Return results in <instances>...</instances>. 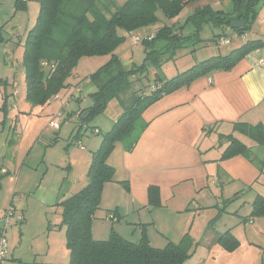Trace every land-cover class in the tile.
Masks as SVG:
<instances>
[{
  "label": "trees",
  "instance_id": "1",
  "mask_svg": "<svg viewBox=\"0 0 264 264\" xmlns=\"http://www.w3.org/2000/svg\"><path fill=\"white\" fill-rule=\"evenodd\" d=\"M200 1L127 0L118 5L114 0H36L39 4L36 23L28 31L24 43L19 44L23 47L26 101L34 107L49 104L63 90L69 89L70 77L83 58L110 57V60L91 76L97 90L90 95L92 105L83 108L79 115L81 119L85 113L89 114L85 120H80L81 126H88L89 122L103 113L114 100H118L123 108L122 115L104 135L99 147L91 153L87 184L58 204L62 209L60 228L65 227L66 246L70 252L69 264H187L193 255L194 241L188 234L179 243L170 242L160 249L151 246L146 226H142L138 242L125 239L114 228L107 240H95L92 228L101 207L105 185L115 182V169L109 164V158L119 144L127 151L134 149L148 126L143 119V113L164 96L189 86L200 77L215 71L232 70L252 50L264 46V42L260 40L248 41L227 55L212 56L171 79H164L156 73L151 90L141 88L142 90L132 91L133 86L142 77L147 76L151 70L160 69L165 58L174 59L180 50L191 49V53H194L197 46L207 41L201 37L205 26L222 28V33L209 41L218 45L221 42L230 44L235 38L250 33L259 12L258 8H264V0H231L232 12L215 11L208 5L193 10L185 18L182 17L185 8ZM26 6V0L15 1L16 11L24 10ZM159 12L167 21L175 23L164 24L149 34L139 32L151 30L158 25L161 21ZM182 18L185 21L180 24L178 20ZM240 20H245V25L233 30L232 22ZM187 28L192 30L185 33ZM228 31L232 32V37ZM135 35L142 39L140 45L144 48L145 58L141 65L132 64L127 69L116 52L128 39L132 41ZM4 41L1 28L0 44ZM17 65L19 64H15V67ZM126 93H129V96L124 99L126 103H122L121 97ZM78 101H82V97H78ZM3 108L6 118L7 101ZM236 128L258 146L264 145V128L261 125L237 124ZM59 130L60 128L56 131ZM80 130L74 139H80ZM94 134L101 135L97 128L94 129ZM225 139L229 146L222 160L240 154L248 159L252 158L251 149L244 143L232 135ZM263 165L264 160L259 165L260 170ZM121 184L128 190V183ZM149 198L151 207L161 205L156 188H151ZM233 200L230 199L226 203ZM252 204L250 217H264V197H256ZM20 215L22 219L12 220L9 226L12 222L23 223L24 216L21 213ZM5 216L6 213L2 218ZM113 217L109 215L115 222ZM217 244L233 252L240 242L228 230L218 235Z\"/></svg>",
  "mask_w": 264,
  "mask_h": 264
},
{
  "label": "rangeland",
  "instance_id": "2",
  "mask_svg": "<svg viewBox=\"0 0 264 264\" xmlns=\"http://www.w3.org/2000/svg\"><path fill=\"white\" fill-rule=\"evenodd\" d=\"M15 1L0 0V29L3 28L5 39L0 44V79L2 80L0 82V155L7 156V160H15L9 166L11 175L3 180L0 187V219L3 217L1 209L8 208L11 202L21 213H24L26 218L23 223L12 224L8 228V258L10 260L21 258L24 264L33 262L68 264L70 252L66 246L65 227L59 228L62 209L58 204L83 188L82 182L80 183L83 180L79 176L85 170V166L87 168V165L86 163L83 165L81 159L84 157V160L89 162L91 153L96 150L90 149V144L94 139L102 141L108 132L106 124L112 122L111 124L114 125V120L117 121L123 113V108L118 100L112 101L103 113L89 122L88 126H81V119L77 113L79 108L83 109L92 105L93 101L90 95L97 90V87L92 82L91 76L102 68L110 57L83 58L70 77L71 86L68 91L67 89L63 90L45 106L34 107L29 104L25 99L26 80L23 76L22 66L23 48L19 43L20 40L22 43L25 41L26 31L36 23L39 4L36 0H26V9L16 11ZM230 4L229 0H201L197 4L185 8L183 11L185 14L183 13L182 17L185 18L193 10L208 5L215 11L229 12L228 5ZM263 9L258 8L259 12L252 24V32L246 35L248 39L253 40L264 32ZM158 16L161 21L155 26L157 28L164 24L175 23V21H167L161 12L158 13ZM184 18L178 20L180 24L183 23ZM190 30L192 28H187L184 32L188 33ZM221 33L222 28L205 26L201 37L207 41L197 46L194 53H191V49L180 50L174 59L167 60L165 58L162 67L157 71L151 70L147 76L142 77L133 86L132 91L136 89L151 90L156 73H159L164 79H171L210 58L215 54L213 49L217 45L209 40ZM227 33L232 37L231 31ZM242 41L243 37L235 38L230 48ZM228 48L223 46L222 53L227 52ZM117 54L127 69L132 64L141 65L145 58L142 45L134 46L131 39L117 50ZM14 64H19V73L13 67ZM7 79L9 80L8 86L4 84ZM128 96L129 93L122 95L121 102L126 103L124 99H127ZM78 97H82V101H78ZM6 101L7 117L5 118V110L2 107ZM62 112L63 119L61 122L59 121L61 128L55 132L50 127V122ZM96 128L103 129L104 132L102 131L101 135L96 136L94 134ZM79 130L81 131L80 139H74ZM11 140L13 143L9 147L8 143ZM80 146H84L85 149ZM11 151H13V159L9 155ZM75 176L78 177L75 178ZM257 187V189H261L260 186ZM240 198L233 197L234 200L226 204L223 202L224 206L226 205V212L217 210L215 215L206 212L202 216H195L193 213L188 216L190 218L186 222L189 230L192 228L194 238L198 233V238H201H197L198 242H194L193 255L188 264H199L201 261L205 263L206 260H209L208 264H234L229 255L239 250L243 258L251 262L250 264H264V217L251 218L253 205L250 202L251 197H248L249 201L246 197H242L243 201ZM222 206L223 204L219 205L218 209H221ZM105 215L107 213L103 210L97 213L94 221L95 226L100 227L103 231L109 227L111 230L113 227L115 229L118 225L115 223L118 220L116 219L114 222ZM215 217L216 219L209 222V218ZM51 229L52 231H50ZM231 229L246 240L247 245L241 246L240 242L238 248L233 252L226 250L222 245H218L219 250H211L206 248L207 246H203V241L206 240L204 235L208 230H217L221 234ZM190 234L189 237L194 240Z\"/></svg>",
  "mask_w": 264,
  "mask_h": 264
},
{
  "label": "crops",
  "instance_id": "3",
  "mask_svg": "<svg viewBox=\"0 0 264 264\" xmlns=\"http://www.w3.org/2000/svg\"><path fill=\"white\" fill-rule=\"evenodd\" d=\"M114 1L122 5L127 0ZM229 1L231 3V0ZM228 7L229 12H232V3ZM156 28L139 32L149 34L155 32ZM235 36L237 37L236 34ZM258 40L264 42V32L253 40L244 36L243 41L233 48H230L233 41L230 44L221 42L213 49L215 53L213 56L227 55L248 41ZM23 43L20 40L19 44ZM223 46L229 47L225 53H222ZM13 67L20 72L19 65L15 67L14 64ZM23 76L25 78L24 69ZM5 82L8 86L9 80ZM82 110L78 109V116ZM61 114L60 122L63 119V113ZM143 119L148 126L134 149L127 151L119 144L109 158V164L115 169V182L105 185L98 211L103 210L107 213L105 216L113 215L115 220H118L115 223L118 224L115 230L125 239L138 242L142 226H146L150 244L154 248L162 249L170 242L177 244L190 233L195 240L193 241L198 242L199 233L194 238L192 228L189 230L186 222L191 213L202 216L206 212L215 215L217 210L226 212L224 203L234 196L246 197L247 201L248 197H251V203L258 196L264 197V168L259 169L264 160V145L258 146L236 128L237 124L261 125L264 128V46L252 50L232 70L215 71L200 77L187 87L164 96L143 113ZM111 123L106 124L107 131L112 128ZM98 130L100 134L104 132L103 129ZM230 135L251 149L253 153L251 159L240 154L222 160L229 146L225 137ZM12 143L13 140L9 141V147ZM100 143L98 139H94L90 149H97ZM9 155L13 159V151ZM91 158L89 162H86L84 157L81 159V163L87 165L79 176L83 180L80 181L83 187L87 184ZM14 161L0 155V166L7 171L3 174L0 172V187L3 180L11 175L9 166ZM124 182L128 183V190L121 184ZM257 186L261 189H257ZM151 188H156L159 193L161 205L156 208L150 206ZM10 204L8 208L1 209L3 216L10 208L17 214L21 213L12 202ZM221 204L222 208L218 209ZM21 214L25 216L24 213ZM214 219L216 217L209 218V222ZM110 231V227L103 231L93 223L92 233L95 240H107ZM230 231L241 242V246L247 245L246 240L239 234L232 229ZM206 233L203 246L219 250L217 237L220 233L217 230H208ZM229 257L234 264H242L243 261L244 264L251 263L243 258L240 250ZM208 261L205 263L201 261L199 264H208ZM3 264L24 263L21 258L10 260L7 257Z\"/></svg>",
  "mask_w": 264,
  "mask_h": 264
},
{
  "label": "built area",
  "instance_id": "4",
  "mask_svg": "<svg viewBox=\"0 0 264 264\" xmlns=\"http://www.w3.org/2000/svg\"><path fill=\"white\" fill-rule=\"evenodd\" d=\"M141 40L142 39L139 35H135L132 37V44L134 46H136V45L139 46L141 43ZM61 117H62L61 113H59V115L55 116L50 122V127L55 129V130H58L60 128L59 121H60ZM0 172L7 173V171L5 169H2L1 166H0ZM20 219H22V216L20 214H17V212L13 208H10L6 212V216L0 220L1 224H2V227L0 230V264H3V262L6 260V258L8 256V240H7L8 226L12 220L20 221Z\"/></svg>",
  "mask_w": 264,
  "mask_h": 264
},
{
  "label": "water",
  "instance_id": "5",
  "mask_svg": "<svg viewBox=\"0 0 264 264\" xmlns=\"http://www.w3.org/2000/svg\"><path fill=\"white\" fill-rule=\"evenodd\" d=\"M245 23H246L245 20L234 21V22H232V24H231V28H232L233 30H237V29L243 27V26L245 25ZM88 116H89V114H88V113H85V114L81 117V119L85 120Z\"/></svg>",
  "mask_w": 264,
  "mask_h": 264
}]
</instances>
